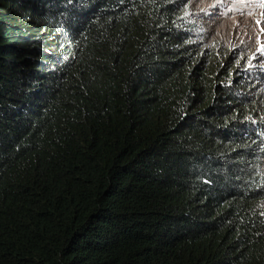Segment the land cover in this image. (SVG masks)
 <instances>
[{"label":"trees","instance_id":"trees-1","mask_svg":"<svg viewBox=\"0 0 264 264\" xmlns=\"http://www.w3.org/2000/svg\"><path fill=\"white\" fill-rule=\"evenodd\" d=\"M185 7L0 0V264H264L247 79Z\"/></svg>","mask_w":264,"mask_h":264},{"label":"clouds","instance_id":"clouds-1","mask_svg":"<svg viewBox=\"0 0 264 264\" xmlns=\"http://www.w3.org/2000/svg\"><path fill=\"white\" fill-rule=\"evenodd\" d=\"M219 5L224 7L223 17L234 19V27L243 33L235 39L236 44L222 45L236 54L240 71L247 79L241 94L250 103L237 128L241 138L249 137L248 145L242 143L239 146L241 160L236 168L231 166L230 169L234 176L237 170L245 171L250 183L247 191L253 193L251 196L264 198V0H222ZM213 10L214 0H186L180 26L186 45L207 52L210 43L216 39L213 28L214 18L218 16ZM248 29L253 30L252 40L244 35ZM254 215L264 222V204L256 208Z\"/></svg>","mask_w":264,"mask_h":264},{"label":"rangeland","instance_id":"rangeland-1","mask_svg":"<svg viewBox=\"0 0 264 264\" xmlns=\"http://www.w3.org/2000/svg\"><path fill=\"white\" fill-rule=\"evenodd\" d=\"M219 2H222V0H214L215 10L213 11L218 17L214 18L215 25L213 28V35L217 39L222 40L223 43L228 46L232 44H236L235 39L242 37L243 33L242 31L239 30L238 27H234L235 25L234 19H228L223 17L222 11L224 10V7L220 6ZM252 33L253 30L248 29L246 34L244 35L252 40Z\"/></svg>","mask_w":264,"mask_h":264}]
</instances>
